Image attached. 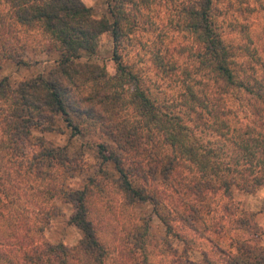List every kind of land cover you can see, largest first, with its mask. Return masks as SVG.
<instances>
[{"label": "rangeland", "instance_id": "rangeland-1", "mask_svg": "<svg viewBox=\"0 0 264 264\" xmlns=\"http://www.w3.org/2000/svg\"><path fill=\"white\" fill-rule=\"evenodd\" d=\"M82 1L95 16L112 19L109 4L113 0ZM125 2L126 18L116 51L130 74L119 79L114 40L107 30L99 34L93 50L82 49L76 59L102 66L107 76L99 79V89L109 77L105 102H96V108L101 109L97 113L110 124L108 128L119 134L122 145L101 128L97 113L70 116L53 112L31 125L29 135L14 137V141L9 140L12 131L0 127V264H25L22 254L28 246L19 243H27L29 236L40 244L44 240L78 244L83 233L70 219L76 203L66 198V191L73 188L85 190L87 217L108 248L106 264H225L226 256L219 249L230 248L246 228L260 232L253 240L264 247L258 223L264 214V185L254 192L231 187L230 197L218 189L197 198L191 191L185 193L184 184H176L179 191H173L171 186L175 184L171 185L158 164L164 157L162 130L155 127V120L144 125L143 114L130 99L131 93L140 88L153 103L152 113L159 109L183 114L190 103L188 86L200 94L204 83H211L199 63L202 41L190 24L191 10L202 1ZM210 8L217 30L226 41L244 44L247 50L256 46V53L264 58V0H210ZM59 57L56 44L42 28L19 22L9 1L0 0L1 81L13 86L37 74L47 76ZM242 57L248 59L245 53ZM87 76L71 90L75 96L91 89L93 81ZM219 105L231 108L219 110L223 111L219 118L229 123L231 131L243 115L239 111L243 106L231 92ZM187 123L191 121L187 119ZM194 130L198 138L215 140L209 131L203 134ZM131 136L138 137L136 142L143 152L127 145L125 138ZM110 149L123 158L125 165L132 158L139 161L138 168L144 171L134 168L132 176L152 197L127 200L118 185L120 174L115 161L103 156ZM47 150L52 151V157L43 155ZM62 151L69 159L58 163L56 157ZM46 161L51 163L46 165ZM178 170L180 175H188L187 166L181 165ZM184 199L189 203L183 205ZM181 211L190 223L181 219ZM236 217L244 219L246 226L238 227ZM75 258L70 264H80ZM51 264L59 263L52 260Z\"/></svg>", "mask_w": 264, "mask_h": 264}, {"label": "trees", "instance_id": "trees-1", "mask_svg": "<svg viewBox=\"0 0 264 264\" xmlns=\"http://www.w3.org/2000/svg\"><path fill=\"white\" fill-rule=\"evenodd\" d=\"M7 1L19 22L34 24L48 34L56 44L60 56L47 76L37 74L13 86L0 80V110L3 113L0 114V127L2 125L12 131L9 140L14 141V137L29 135L31 125L38 123L41 118L49 117L53 112L72 116L79 112L92 115L100 111L96 104L105 102L106 98L103 97L108 93L109 77H106V83L99 89V79L107 76L102 66L76 59L81 55L82 49L93 50L99 34L107 30L112 33L114 40L113 55L117 62L119 79L130 74L116 51L123 33L122 21L126 18V0H113V3L109 4L112 19L107 16H95L91 7L82 0ZM200 1L202 2L199 7L191 10L190 24L202 41L199 63L205 68L211 83H204L200 94L192 86H188L190 103L183 110V114H168L159 109L158 112L152 113L150 109L153 103L140 88L131 93L130 99L138 105L143 114L144 125L155 120V127L162 130L163 144L160 147L163 160L166 161L158 160V164L165 177L170 178L171 185L175 184L171 186L173 191H179L176 184H184L185 193L191 191L197 198L203 197L207 191L218 189H222L230 197L231 187H237L244 192H254L264 185V58L256 53V46L247 50L244 44L226 41L217 30L210 0ZM244 53L248 57L246 61L242 57ZM87 75H90L93 81L91 89L85 94L75 96L73 88L81 84L80 79H88ZM230 92L243 106L239 109L243 115L231 131L229 123L219 118V113L223 114V111L219 110L231 111L230 107L219 105L221 98L223 101L224 95ZM97 118L101 128L122 145L119 134L113 133L111 127L108 128L110 124L103 122V116L97 113ZM187 119L191 121L190 125ZM194 129H199L203 134L209 131L215 135V140L196 137ZM146 131L150 133L147 126ZM140 132L138 135H141ZM137 138L131 136L125 138V141L129 147L136 150L135 152H143L137 145ZM164 144L170 147V151ZM52 154V151L47 150L43 155L50 158ZM148 155H151L150 152ZM103 156L115 161L120 174L118 185L128 201L152 197L132 176L135 174L132 171L134 168L144 171L143 167L138 168L139 161L132 158L125 165L123 158L113 149ZM68 159L65 151L56 157L58 163ZM45 163L49 165L51 162ZM133 163L136 166H133ZM181 165L188 167L187 176L180 175L178 169ZM185 177L189 178L184 180ZM84 192V189L79 188L66 191L67 200L76 203V209L70 219L83 233L78 244L68 246L64 242L49 240L40 244L29 236L27 243H19L21 247L28 246L22 254L25 264H51L52 260L59 264H70V259L75 257L80 264H106L108 248L99 239L92 220L87 217ZM188 203L189 200L184 199L183 205ZM181 212V219L190 223L184 211ZM235 219L238 227L246 226L244 219ZM259 233L246 228L243 236L235 238L230 248H220V252L226 256L225 264H264V247L257 246L253 240Z\"/></svg>", "mask_w": 264, "mask_h": 264}, {"label": "crops", "instance_id": "crops-1", "mask_svg": "<svg viewBox=\"0 0 264 264\" xmlns=\"http://www.w3.org/2000/svg\"><path fill=\"white\" fill-rule=\"evenodd\" d=\"M258 223L262 226L261 243L264 245V214L258 219Z\"/></svg>", "mask_w": 264, "mask_h": 264}]
</instances>
